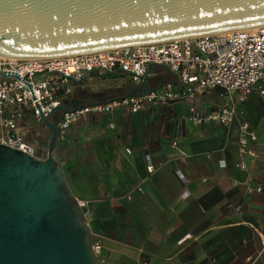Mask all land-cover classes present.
<instances>
[{
  "label": "crops",
  "instance_id": "obj_1",
  "mask_svg": "<svg viewBox=\"0 0 264 264\" xmlns=\"http://www.w3.org/2000/svg\"><path fill=\"white\" fill-rule=\"evenodd\" d=\"M155 71L148 81L159 78V85L171 81L178 88L173 74ZM121 78L92 72L75 91L119 93L130 85ZM232 97L242 112L239 120L257 134L248 145L255 154L243 158L244 169L236 166L239 121L195 125L185 118L184 100L148 104L137 112L90 108L70 123L54 156L77 199L87 201V220L104 246L101 264H264V96L254 91L240 100L236 91ZM228 99L220 88L196 96L208 107ZM46 132L41 123L37 133ZM147 155L153 173L147 171ZM258 185L261 191H248ZM184 190L190 191L186 199Z\"/></svg>",
  "mask_w": 264,
  "mask_h": 264
},
{
  "label": "water",
  "instance_id": "obj_2",
  "mask_svg": "<svg viewBox=\"0 0 264 264\" xmlns=\"http://www.w3.org/2000/svg\"><path fill=\"white\" fill-rule=\"evenodd\" d=\"M264 24V0H0V54L66 55ZM165 70L170 72L168 66ZM159 78L119 93L78 92L42 115L46 157L0 143V264H98L94 234L56 160L66 112L149 94Z\"/></svg>",
  "mask_w": 264,
  "mask_h": 264
},
{
  "label": "built area",
  "instance_id": "obj_3",
  "mask_svg": "<svg viewBox=\"0 0 264 264\" xmlns=\"http://www.w3.org/2000/svg\"><path fill=\"white\" fill-rule=\"evenodd\" d=\"M164 66L177 78L178 88L168 81L149 94H134L91 109L111 111L126 107L137 112L148 104L184 100L187 103L185 118L195 125L218 122L229 126L239 121L241 159L236 166L246 168L243 158L246 154H255L248 145L257 140V134L248 123L239 120L242 112L232 94L239 92L240 100L254 91L264 96V24L66 55L14 57L0 54V143L33 156L46 157L48 147L39 153L29 135L37 132L43 123L42 115L67 103L87 75L92 72L100 76L120 74L122 84H140L156 75V68L166 71ZM214 88H220L222 95L229 99L212 107L196 101L198 93ZM82 111L63 115L58 123V139L65 138L66 129ZM173 145L177 146L178 142L173 141ZM147 161V171L153 173L156 167L149 155ZM219 164L225 166L227 162L221 158ZM176 173L183 183L188 181L180 169ZM254 189L261 191L262 186L248 187V191ZM189 195L190 191L184 190L181 197L186 199ZM78 202L84 209L87 201ZM234 207L241 210V205ZM189 236L186 234L178 243ZM93 248L98 264L104 263L106 257L100 239L93 238Z\"/></svg>",
  "mask_w": 264,
  "mask_h": 264
},
{
  "label": "rangeland",
  "instance_id": "obj_4",
  "mask_svg": "<svg viewBox=\"0 0 264 264\" xmlns=\"http://www.w3.org/2000/svg\"><path fill=\"white\" fill-rule=\"evenodd\" d=\"M115 83H118V81L116 80L113 84H115ZM106 88H109V86ZM111 88H116V87L112 86ZM86 89H87V87H86ZM29 138H30V141L38 147L39 153H43L45 150H47L48 140H49L48 139L49 135L47 132L45 134L44 133L39 134L36 131H34L29 135Z\"/></svg>",
  "mask_w": 264,
  "mask_h": 264
},
{
  "label": "flooded vegetation",
  "instance_id": "obj_5",
  "mask_svg": "<svg viewBox=\"0 0 264 264\" xmlns=\"http://www.w3.org/2000/svg\"><path fill=\"white\" fill-rule=\"evenodd\" d=\"M79 89H83L82 87H80ZM79 89H77L73 94H72V96H71V98L72 97H76L77 99H79V100H81V101H90V100H92V96L90 95V94H85V93H83V92H78V90Z\"/></svg>",
  "mask_w": 264,
  "mask_h": 264
}]
</instances>
